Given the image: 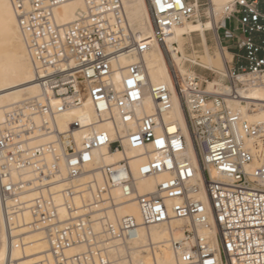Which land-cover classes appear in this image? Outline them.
Here are the masks:
<instances>
[{"label":"built area","instance_id":"2783aa9c","mask_svg":"<svg viewBox=\"0 0 264 264\" xmlns=\"http://www.w3.org/2000/svg\"><path fill=\"white\" fill-rule=\"evenodd\" d=\"M9 1L40 96L10 109L0 130L7 252L23 247L26 209L28 229L45 235L52 264H110L112 251L140 230L163 226L172 233L177 221L181 234L168 240L175 264H264V122H248L231 108L264 89V0L226 6L214 44L230 58L210 91L199 75L176 81L196 162L178 123L168 119L171 90L146 84L142 58L151 44L139 41L121 0H79L83 10L63 26L54 10L75 0ZM146 3L153 38L163 44L209 0ZM147 97L150 114L141 113ZM86 105L90 121L75 118L59 129L61 115ZM255 109L249 103L246 113ZM159 176L152 190L139 192L140 181ZM30 191L36 196L26 208L22 196ZM127 204L139 219L117 215ZM74 246L84 251L67 256Z\"/></svg>","mask_w":264,"mask_h":264},{"label":"bare ground","instance_id":"6f19581e","mask_svg":"<svg viewBox=\"0 0 264 264\" xmlns=\"http://www.w3.org/2000/svg\"><path fill=\"white\" fill-rule=\"evenodd\" d=\"M125 11L126 19L137 35L139 41H150L151 48L143 55L142 62L145 67V81L147 86L166 85L171 90L173 96V108L168 119L176 121L186 139L187 155L197 161L190 133L186 123L183 108L176 97V81H181L182 76H196L194 71H187L182 66L184 59L183 45L192 34L197 33L201 38L204 48V55L195 57L207 67H219L224 65L221 55L216 58L210 57L204 32L213 30L211 23L202 24L200 20L186 21L174 26L170 34L164 39L163 44H158L153 38V24L146 0H121ZM215 5L221 6L218 15L225 10L231 0H211ZM210 2V1H209ZM0 130L4 126L6 114L13 107L20 106L24 101L38 99L40 89L33 81V68L28 58L23 38L19 32L17 21L12 11L9 0H0ZM83 3L79 0L63 4L54 10V18L59 26L72 23L77 14L83 10ZM216 27V26H215ZM226 53V51H223ZM134 60L122 59V67L132 63ZM206 81L207 90L210 91L213 82ZM247 101L242 104L232 103L231 108L242 111L248 122H264V89H254L249 92ZM249 103L256 109L254 113H246ZM153 112V105L147 97L143 103L141 113L150 114ZM91 108L86 105L83 110H75L71 113L61 115L57 119L60 130L75 118L81 122L91 120ZM107 128L106 126H103ZM264 157V146L262 148ZM119 158L118 155L105 157V163H112ZM138 162H134L135 166ZM162 179L161 176L155 179H147L138 183V190L144 193L152 190ZM35 192L30 191L22 196V200L28 202L35 197ZM131 215L139 219V213L134 204H127L117 210L118 216ZM24 233L23 247L14 248L7 252L6 238L0 212V264H6V259L10 255L11 264H52L49 253L47 239L42 232L30 231L28 226L31 223V216L28 210H24L21 215ZM181 222L171 225L172 233L163 226H156L147 230H140L138 238L128 243L127 246L118 247L111 253L110 264H175V259L168 247V240L171 237L178 238ZM213 233V231L211 232ZM84 251L82 246H74L66 251L67 256L81 254Z\"/></svg>","mask_w":264,"mask_h":264},{"label":"rangeland","instance_id":"374dc122","mask_svg":"<svg viewBox=\"0 0 264 264\" xmlns=\"http://www.w3.org/2000/svg\"><path fill=\"white\" fill-rule=\"evenodd\" d=\"M209 1L210 2L207 5L199 9L198 15L192 21L198 19L202 24L211 23L213 25V30H207L204 32L206 38V44L208 47V53L212 58H216L218 55H221L223 60L229 59L230 55L227 52L223 53L219 48H216L214 44L215 29H218L221 26L226 11L223 10L218 15V10L220 9L221 6L219 7L215 5L214 2L212 3L211 0ZM225 26L226 27L228 26L229 28V25H225ZM220 34L222 35V32H220ZM183 53H184V59L182 60V66L185 70L194 71L196 75H199L204 78H208L209 81L211 79V82L213 83L217 80L218 75L215 73L221 72L223 66L209 68L201 61L195 58L204 55V48L201 43V38L197 33L192 34L191 38L184 42ZM192 65H196L198 67H193ZM204 69L210 70L214 73L208 72Z\"/></svg>","mask_w":264,"mask_h":264},{"label":"snow or ice","instance_id":"6c2138e0","mask_svg":"<svg viewBox=\"0 0 264 264\" xmlns=\"http://www.w3.org/2000/svg\"><path fill=\"white\" fill-rule=\"evenodd\" d=\"M178 2V0H177ZM0 7H3V5H0ZM161 8L163 9V5H161ZM85 159H87V157H85ZM75 163V161H73ZM209 264H211V262H209Z\"/></svg>","mask_w":264,"mask_h":264}]
</instances>
